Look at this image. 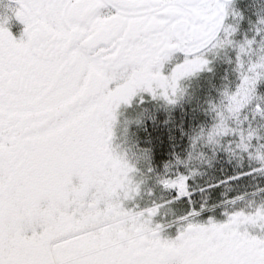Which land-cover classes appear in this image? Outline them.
<instances>
[{
  "label": "snow or ice",
  "instance_id": "6c2138e0",
  "mask_svg": "<svg viewBox=\"0 0 264 264\" xmlns=\"http://www.w3.org/2000/svg\"><path fill=\"white\" fill-rule=\"evenodd\" d=\"M229 16L233 0H0V264H264V184L210 196L264 176V14L240 39ZM228 51L235 79L178 152L156 110ZM220 156L252 166L201 183Z\"/></svg>",
  "mask_w": 264,
  "mask_h": 264
},
{
  "label": "rangeland",
  "instance_id": "374dc122",
  "mask_svg": "<svg viewBox=\"0 0 264 264\" xmlns=\"http://www.w3.org/2000/svg\"><path fill=\"white\" fill-rule=\"evenodd\" d=\"M233 7L243 15V19L232 16L227 18L229 22L239 20V30L236 33V38H242L245 33L252 35L257 16L264 14V0H233ZM232 54L231 51H228L227 55L222 54L221 57L213 60L212 72L201 73L199 76L186 81L187 94L176 105L157 108L158 126L153 135L159 133L162 137L168 138L165 140V144H168L169 140L174 141L177 146L176 150L180 151L183 146L181 141L186 143L189 135L209 118L205 112L208 100L216 98L220 88L229 81H234L235 74L229 61ZM259 87L260 91L264 92V82ZM256 123L264 126V121L257 120ZM238 159L239 157L229 160L225 156H220L214 166H204L202 175L198 179L201 183H213L223 177L232 176L235 171H242L252 166L245 157L242 162L243 168H241L237 164ZM231 183L233 185L230 187L221 184L223 186L222 192L228 194L231 190L233 193L251 190L257 183L264 184V176L244 175L228 181L229 185ZM217 211V216L222 218L220 210Z\"/></svg>",
  "mask_w": 264,
  "mask_h": 264
},
{
  "label": "flooded vegetation",
  "instance_id": "af4514ba",
  "mask_svg": "<svg viewBox=\"0 0 264 264\" xmlns=\"http://www.w3.org/2000/svg\"><path fill=\"white\" fill-rule=\"evenodd\" d=\"M9 27H10V30L13 32V34L15 36H17V37L20 36V34H21L22 30H23V24L20 21H18L15 17H13L12 20L10 21ZM89 205L90 206L92 205V202L91 201H89ZM114 208H115V206L114 205H111V204L108 205V206H106V210H108V209H114ZM97 211H99V210H97ZM217 212L218 211H216V215H217ZM217 217L220 218L219 216H217ZM117 231L118 232H124L125 230H124L123 227H121Z\"/></svg>",
  "mask_w": 264,
  "mask_h": 264
},
{
  "label": "trees",
  "instance_id": "16d2710c",
  "mask_svg": "<svg viewBox=\"0 0 264 264\" xmlns=\"http://www.w3.org/2000/svg\"><path fill=\"white\" fill-rule=\"evenodd\" d=\"M224 178V177H223ZM233 185V183H231L229 186H232ZM223 188V186H221V185H219L216 189H215V191L214 192H212V193H210V196H211V198L213 199V198H215L214 200H218V199H220L221 198V192H222V189ZM234 193H233V191L231 190L229 193H228V195H233ZM220 195V196H219Z\"/></svg>",
  "mask_w": 264,
  "mask_h": 264
}]
</instances>
